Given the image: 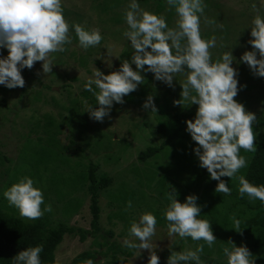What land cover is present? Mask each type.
Here are the masks:
<instances>
[{"label": "rangeland", "instance_id": "obj_1", "mask_svg": "<svg viewBox=\"0 0 264 264\" xmlns=\"http://www.w3.org/2000/svg\"><path fill=\"white\" fill-rule=\"evenodd\" d=\"M137 2L140 9L164 16L168 27L176 26L178 17L175 9L170 8L166 0H146V2L137 0ZM129 3L130 0H62L63 14L70 26L71 43L65 45L64 52L51 54L54 65L52 73L44 74L42 62H36L32 69L26 68L22 71L25 79L23 88L8 89L0 86V196L6 188L10 187V184L18 183V180L25 176L31 177L34 185L41 188L44 193L45 204H42L41 208L48 205L52 210L60 213L59 216L57 214L54 216L55 221H68L70 226L89 230L92 220L89 210L90 198L79 190L81 188L79 181L80 176L87 174L82 165L83 161H87L85 157L97 159L101 162V170L111 171L116 178L107 190V194L101 198L102 226L110 227L108 220L110 211L111 215L113 214L112 218L121 220L123 217L126 223L121 224L117 221L115 233L125 232L123 237L118 239L116 237L119 243L124 244L125 238L134 239L128 236L131 222L133 220L138 222L140 215L144 212L153 213L157 218V226L156 234L151 239L152 250L156 251L161 260L167 253L194 251L198 245L206 243L203 240H190V237L181 239L176 235L171 237L168 235L169 222L163 215L169 204L167 194L174 188L178 193L177 199L183 203L181 192L185 190V187L186 191L190 189L186 184L189 181V172L183 171V174H180L178 164L173 159L175 155L177 158L180 156L179 151L183 148L182 143L179 142L168 145L153 159L146 162L138 161L141 152L148 147L158 146L164 141L156 135L155 117L148 115L142 118L146 113L142 108L146 99L137 104H129V97L125 96L124 101L128 104L114 102L109 116L105 117L103 122L92 121V125L100 126L102 130V136L97 140V150L100 152L98 154L91 153V150L86 148L77 137L74 138L76 144L69 150L64 152L59 149L61 146L70 144V135L76 130L75 126L67 127L70 131L65 130L64 134L41 132L42 122L46 121V116L57 117L63 108L74 109L68 101L69 98L83 100L80 96L84 90L83 85L89 77H92L95 67L104 73L114 70L119 62V56L124 52L133 51L124 35V32L128 30L124 17ZM253 4L258 11L253 9ZM204 5V13L200 18L201 35L206 36L207 39L213 37L216 39V47L209 51L218 54L217 57L220 58L225 51L232 50L234 62L231 66L238 72V82L247 81L250 77L251 82L248 87L251 90L247 91L257 95L261 88H264V77H255L248 65L239 61L245 51L252 50V46L248 44L251 38L252 19L256 15L264 16V7L259 4V0H204ZM73 24H79L86 30L99 29L103 37L101 43L87 49L92 53L91 57L99 60L95 61L89 56V58L81 55L74 56L81 52L85 53V49L79 46ZM0 54L7 56V49L0 50ZM257 58L259 59V55ZM133 69L135 70V65ZM87 71L92 74L90 75ZM142 75L150 86L161 83L156 81L154 74L150 72L142 73ZM174 83L175 79L173 85ZM53 98L58 102L56 104L62 105L61 108L56 104L48 103L46 106V103L44 105L43 102H37L44 99L51 102ZM88 108V102L84 101V110L87 111ZM55 117H53L54 120L59 118V116ZM91 142L95 143V138ZM184 143L183 146L187 148L186 142ZM77 147H82L85 155L80 156ZM42 151L61 153L62 159L68 157L72 160L70 164L73 167L62 169L60 166L62 160L48 171L38 167ZM104 155L112 156L114 160L105 161ZM24 160L29 165H24L22 163ZM168 172H170L169 175ZM53 173L59 174V181L55 180ZM163 179L168 181L161 185L160 182ZM214 181L206 180L202 189L212 186ZM192 193L198 195L197 189L192 190ZM192 193L190 191L186 195L189 196ZM202 196L203 194L199 195V198ZM129 201L132 204L131 208L127 206ZM77 203L79 205H76ZM109 203L115 205V209L111 210ZM215 205L219 210L218 218L223 220L221 218L224 214L220 211L222 207L220 202L217 200ZM8 207L19 213L15 207L9 204ZM123 209L128 210L129 214L121 216L118 210ZM220 220L219 223H221ZM217 225L211 224L213 234L217 238L212 246L219 248L223 245V239L228 233H233V230L223 232L222 237L215 231ZM91 244V238L82 243L78 237L65 236V240L56 251V264H72L79 254L91 249ZM234 244L238 247L243 246L241 241ZM199 255L202 264H227V257L220 256L219 250L216 249L210 248L209 251ZM148 257V250H138L130 258L129 263L148 264ZM109 261L104 259L99 264H110Z\"/></svg>", "mask_w": 264, "mask_h": 264}, {"label": "clouds", "instance_id": "obj_2", "mask_svg": "<svg viewBox=\"0 0 264 264\" xmlns=\"http://www.w3.org/2000/svg\"><path fill=\"white\" fill-rule=\"evenodd\" d=\"M174 8L178 20L174 28L168 27L164 16L140 9L137 0H130L125 12L128 30L124 32L133 49L130 60H124L120 67L105 74L95 67L92 77L83 85L92 93L98 107L89 106L87 113L95 121L103 122L109 116L114 102L123 104L124 97L143 84L142 73L154 74L156 81L174 87L176 74L186 75L180 83L181 99L177 104L197 105L194 119L187 120L185 131L195 142L194 155L199 167L206 169L210 179L217 181L216 192L230 195L231 189L222 178H233L241 168L246 167V158L240 150L256 151L253 124L256 115L246 111L243 104L234 99L238 91V72L231 65L234 56L225 51L213 62L209 51L216 47L215 37L204 39L200 31V18L204 13V0H166ZM264 7V0H259ZM253 9L258 11L256 5ZM69 23L63 14L62 0H0V86L8 89L23 88L24 69H32L36 62H42L44 74L52 73V53L64 52L65 45L71 43ZM79 46L85 50L99 45L103 39L99 29L86 30L79 24L72 25ZM248 44L251 51H245L240 63H246L253 74L264 77V16L252 19ZM259 55V59L257 56ZM135 65V70L133 69ZM147 66V67H145ZM243 86H241L242 88ZM143 110L157 112L154 97L148 95ZM239 193L250 200L259 199L264 203V185H253L239 176ZM173 188L168 194L170 203L164 210V218L169 222V237L181 239L190 237L193 241L203 240L209 247L215 243L211 224L200 219L201 206L198 197L189 195L181 203ZM9 206L18 209L20 216L30 220L39 219L52 209L45 204L43 190L34 185L31 177L25 176L18 183L3 192ZM132 207L131 201L127 205ZM157 218L151 212L140 215L138 222L133 220L128 229L124 246L129 249L148 250V264H160L156 251L152 250L151 239L156 234ZM235 229L240 221L234 219ZM239 232V231H237ZM138 241V243H137ZM231 248L224 247L227 264H254L246 246H236L228 241ZM204 245L193 250L171 252L167 264H202L200 253ZM42 245L26 248L15 257V264H41ZM85 264H94L88 260Z\"/></svg>", "mask_w": 264, "mask_h": 264}, {"label": "trees", "instance_id": "obj_3", "mask_svg": "<svg viewBox=\"0 0 264 264\" xmlns=\"http://www.w3.org/2000/svg\"><path fill=\"white\" fill-rule=\"evenodd\" d=\"M202 38L207 39L206 36H202ZM132 54L133 51H127L121 54L118 58L119 62L114 70H110L105 74L117 70L124 60L131 59ZM211 54L213 62L219 59V57H217L218 54H213V52H211ZM79 55L87 58L90 57L95 61L99 60L95 57H91L92 53L88 52V50H85V53L81 52L74 56ZM87 73L90 75L92 74L88 71ZM183 77L186 78V75L176 74L174 77V87L171 88L165 83L161 84L162 82L159 85L150 86V83L148 84L146 80L143 79V84L138 86L139 89L137 88L136 91L126 96L127 98L129 97V104L142 102L146 99L147 95H152L154 97L157 112L153 113L150 112V110L145 111L146 113L142 118L144 119L148 115L155 117L157 120L156 135L164 140L160 145L148 147L145 151L141 152L138 156V161L146 162L160 154L168 145H174V143L178 142L182 143L183 148L179 151L180 156L177 158V155H175L173 158L178 164L179 171H181L180 174H183V171L189 172V181L186 184L190 189L186 191L185 187V190L181 192L183 194L182 198L185 201L187 197L186 194L190 191L192 193V190L194 191L195 189H197L198 195L196 196H198V198L199 195L203 194V196L199 198V202H197V204L201 206L199 218L208 220L212 225H217L220 220L218 218L219 210L215 205L218 200L220 202V207L222 206L220 211L221 213L223 212L224 215L221 218L223 220H220L221 223L215 226V231L222 236L223 232L233 230V233H228L227 237L223 239V245L219 246V248H217V246L209 247L207 244H204L203 253L209 251L211 248L212 250H219V255L222 256L224 255V247H232V245L228 243L229 240L233 243L241 241L243 246H246L250 251L252 255L250 259L254 260V264H264V203H261L259 199L250 200L246 194L241 197L238 190L239 176H243L253 185H264V92H262L264 88H261L257 95H252L247 91L251 90L248 87V84L251 82L250 77L247 78V81L244 80L242 83H238V88H240V90L234 99L243 104L246 111L256 115V121L253 124L254 133L257 134L255 141L256 151L246 152L243 149L240 150V155L246 158L247 165L241 168L233 178H222L228 183V187L231 189L230 195H226L223 192L215 191L218 183L217 181H214L212 186L205 187V191L202 189L204 182L210 180V176L206 169L199 167V160L193 153V148L196 146L195 142L191 140L190 135L185 131V122L194 119L198 106L191 105L190 103H184L182 105L175 103V101L181 99L180 93L182 88L180 83L185 80ZM74 80L75 79H73V81ZM241 86L243 87L241 88ZM80 96H82L83 100L79 98H69L68 101L72 104L74 109L68 110L67 108H63V110L59 111V118L57 120L53 119L55 116H46V121L44 120L42 122L43 127L41 132L56 135H58V133L64 134L65 130L70 131L67 127L71 128L75 126L76 130L71 132L70 135V144L61 146L59 149L66 152L72 145L76 144L74 138L77 137L86 148L91 150V153L98 154L97 140L101 138L102 130H100V126L97 127V125L95 126L91 123L92 121L95 123L101 122L95 121L89 117L87 111L84 110V101H87L89 106L98 107V105H96V100L92 93L83 90ZM37 102H43L44 105L46 103V106L48 103L53 105L58 103L54 98L51 102L46 101V99ZM128 102L124 103L128 104ZM56 105L60 108L62 107L60 104ZM142 118L141 120H143ZM92 131L94 132L93 134ZM93 138H95V143L91 142ZM184 142H186L187 148L183 146L185 145ZM77 150L80 152V156L85 155L83 154L85 150L82 147H77ZM104 156L105 161L111 162V160H114L112 156ZM85 158L87 161H83L82 165L84 170L87 171V174H85L86 176H80L81 180L79 182L81 188L79 190L87 194L86 197L90 198L89 210L92 217L90 224L91 228L86 230L70 226L68 221H55L54 216H56V214L58 216L60 215L57 210L45 212L39 219L29 220L9 209L8 201L4 198L2 193L0 196V264H15L14 257L20 251L37 245L43 246V251L40 253L41 264H56V251L67 235L70 237H78L82 243L86 242L89 238L92 239L91 249L79 254L72 261V264H85L88 260H92L94 264H99L101 260L104 259H109L110 264H130V258L136 254L138 249H129L124 246V244L117 241L118 238L125 235L124 231L119 234L115 233V228L117 226L116 222L118 221V223L124 224L126 221L123 217V220H120V218H112L113 214L111 215V211L108 217L110 227H103L101 221V198L103 195L107 194V190L113 185L116 178L112 175L111 171L101 170V162H98L97 159H91L89 156ZM59 160H62L60 164L62 169H70L73 167V165L70 164L72 161L71 159L68 157L62 159L61 153L54 154L52 151L40 152L38 167H43L48 171L54 165H58L60 163ZM22 163L24 165H29L26 160L22 161ZM167 174L169 175L170 172ZM53 176L56 181L60 180L58 173H53ZM64 180L67 181L66 179ZM167 181L168 180L163 179L160 183L163 185ZM9 186H11V184ZM168 203H170V201H168ZM76 205H79V203ZM109 207L113 210L116 206L109 203ZM118 211H120L121 216L129 214L126 209ZM234 219L240 221L239 229H235ZM165 255L166 257L160 260V264H167L168 257L171 254L167 253ZM190 264H193V262H190Z\"/></svg>", "mask_w": 264, "mask_h": 264}]
</instances>
